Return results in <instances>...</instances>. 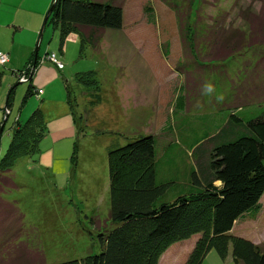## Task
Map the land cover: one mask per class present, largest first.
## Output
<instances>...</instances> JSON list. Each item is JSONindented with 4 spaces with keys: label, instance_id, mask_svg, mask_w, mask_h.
<instances>
[{
    "label": "trees",
    "instance_id": "obj_1",
    "mask_svg": "<svg viewBox=\"0 0 264 264\" xmlns=\"http://www.w3.org/2000/svg\"><path fill=\"white\" fill-rule=\"evenodd\" d=\"M161 1L174 12L180 45V54L172 56L171 42L160 44L163 59L178 57L169 117L161 134L117 133L126 143L107 153L110 207L95 233L98 252L53 264H157L172 243L194 234L199 238L184 264H201L211 250L223 260L230 254L233 264H264V242L255 244L231 233L236 221L255 218L263 209L264 98L249 97L257 87L246 84L244 76H231L226 63L251 43H262L263 19L247 15L258 23L245 17L250 23L245 34L224 21H207L205 0ZM52 4L44 30L48 24L59 29L60 49L70 33L78 36L82 50L85 44L96 48L105 32L124 26L125 0H52ZM143 10L148 22L154 23L153 7L146 4ZM253 36L259 38L252 42ZM41 57L35 51L22 69L13 71L30 82L19 111L37 92L31 81L37 65L44 63ZM72 76L98 94L94 70ZM205 81L215 86L212 95L203 94ZM63 83L78 138L84 128L75 116L71 82ZM13 89L3 109L11 108ZM196 100L197 109L208 104L214 112L192 115ZM19 116L0 155V234L5 233L0 238V263L45 264L43 253L17 241L21 213L1 197L18 187L11 175L15 162L25 156L38 159L39 142L48 133L40 106L24 119ZM91 220L94 227L100 226L94 216Z\"/></svg>",
    "mask_w": 264,
    "mask_h": 264
},
{
    "label": "rangeland",
    "instance_id": "obj_2",
    "mask_svg": "<svg viewBox=\"0 0 264 264\" xmlns=\"http://www.w3.org/2000/svg\"><path fill=\"white\" fill-rule=\"evenodd\" d=\"M51 2L0 0V52L9 57L8 62L0 65V125L7 115L3 109L6 96L14 88L11 114L0 134V155L5 153L10 141L9 129L15 117L20 111L26 116L33 107L28 100L19 111L30 82H18L19 75L13 71L22 69L35 53L39 30ZM146 4L153 7L154 23L146 18L143 10ZM202 8L207 21H224L225 25L245 34L250 32V23L245 17L255 24L258 20L247 15L262 17V43H248L249 47L226 63L231 76H244L246 84L257 87L258 92L251 91L249 97L263 99L264 0H205ZM178 36L174 12L161 0H125L123 29L105 32L96 48L85 44L80 50L79 42L65 39L62 51L65 68L59 70L43 58L49 52L62 57L59 29L48 24L43 31L38 54L44 63L35 68L32 85L37 95L40 94L39 100L47 104L49 99L65 97L63 81L71 82L75 116L81 120L84 130L77 138L78 130L72 121L68 126H60L64 120H57L58 116L45 120L48 133L39 142L38 159L25 156L15 162L11 175L18 187L1 193V197L21 213L17 241L43 253L45 264L98 252L95 233L107 220L110 207L107 153L126 143L121 135L161 134L160 129L169 117L168 103L177 76L173 72L176 58L163 59L160 44L168 40L172 56L179 55ZM258 38L253 36L252 42ZM87 70L96 72L100 86L96 95L73 80L74 72ZM155 85L157 88L153 89ZM153 90L154 94H149ZM199 102L192 103V115L210 111L208 104L197 109ZM262 204L264 214V196ZM93 216L100 226H93ZM263 226L262 221L258 225L261 233L253 236V243L264 242ZM254 230H248L249 234ZM213 254L214 259L208 255L203 264H224L221 257Z\"/></svg>",
    "mask_w": 264,
    "mask_h": 264
},
{
    "label": "crops",
    "instance_id": "obj_3",
    "mask_svg": "<svg viewBox=\"0 0 264 264\" xmlns=\"http://www.w3.org/2000/svg\"><path fill=\"white\" fill-rule=\"evenodd\" d=\"M66 39H67V41L71 39V40H74L75 42H79L78 36L75 33H70L66 37ZM64 47H65V45L63 46L62 49H60V52L62 53V54H60L62 56L60 58L61 60H62V58L64 56L63 55V52H62L63 49H64ZM177 58L175 60H177ZM8 61H9V57H8ZM63 63H64V61H63ZM64 68H65V63H64L63 68H61V69L57 68V69L62 70ZM156 88H157V86L155 85V87L153 89H156ZM35 90H36V88H35ZM152 93L154 94V90L152 92H150L149 94H152ZM65 94H66V92H65ZM38 95H40V94H38ZM38 95H37V92H36L33 97L29 98V102L31 101V106H33V107L28 112V114H26V116H28L31 113V111L36 106H40V108H41V110H42V112L44 114V118H45L46 121L47 120H54L55 119L54 117L55 116H58V118H56L57 120H62V121L64 120L61 123L60 126H63V125L68 126L71 123V121L73 122L72 116H71V110H70L69 104L67 102L66 95H65V97H61V98L49 99L47 101L45 100L47 102V104L43 100H39V96ZM155 97H157V96H155ZM213 112L214 111H211L210 110L208 113H213ZM10 114H11V108H9V113L6 116H4L3 119H5V121H6V119L8 118V116ZM23 114H24V112L22 113V111H21L19 117L22 116V118L24 119V118H26V116L23 117ZM47 124H48V122H47ZM73 124H74V122H73ZM10 130H11V128L9 129V131ZM263 216H264L263 213H259L255 218L246 217V218H242V219L236 221L233 229L231 230V233H233L234 235H238V236L245 237V238H247V239L255 242V239H254L253 236L258 235V234L261 233V230L262 229H260V227L258 228V225H261L262 221L264 222ZM260 219H262V221ZM237 226L240 227L239 230L236 229ZM248 227H252V228H248ZM251 229H255V230H254L253 233H250L249 234L248 230H251ZM198 238H199V235L198 234H194V235H192L191 237H189L187 239L180 240V241H177V242L172 243L162 253V255H161V257H160V259H159V261H158L157 264H184V262H185V260H186V258L188 256V254H189V252L193 248V246H194V244H195V242H196V240ZM213 253H216V252H213V250L209 251L207 253V255L205 256V258L203 259V261H202L201 264H203V262L206 260V257L208 255H209L208 257L214 259L212 257V255L214 256ZM215 255H217V253ZM229 257H231L230 254L227 256L226 259L222 260L221 262L224 263V264H233L232 258L229 259Z\"/></svg>",
    "mask_w": 264,
    "mask_h": 264
},
{
    "label": "built area",
    "instance_id": "obj_4",
    "mask_svg": "<svg viewBox=\"0 0 264 264\" xmlns=\"http://www.w3.org/2000/svg\"><path fill=\"white\" fill-rule=\"evenodd\" d=\"M46 54L47 55L43 57L44 59H46V61H51V63H53L59 69L63 68L64 63L55 52H49ZM7 61H8V54L4 52H0V65H4ZM41 61L43 62V60ZM26 79L27 78L25 76H22L20 78V81H25ZM5 113L8 114L9 109L5 108Z\"/></svg>",
    "mask_w": 264,
    "mask_h": 264
},
{
    "label": "water",
    "instance_id": "obj_5",
    "mask_svg": "<svg viewBox=\"0 0 264 264\" xmlns=\"http://www.w3.org/2000/svg\"><path fill=\"white\" fill-rule=\"evenodd\" d=\"M52 7H53V4L50 6V8L48 9L45 17H44V20H43V23L41 25V28L39 30V34H38V43L36 45V52H38V48H39V42H40V39L42 37V34H43V31H44V27H45V24H46V20L48 18V15L50 14L51 10H52ZM4 122H5V119H3V121L1 122V125H0V133H1V130L3 128V125H4Z\"/></svg>",
    "mask_w": 264,
    "mask_h": 264
},
{
    "label": "clouds",
    "instance_id": "obj_6",
    "mask_svg": "<svg viewBox=\"0 0 264 264\" xmlns=\"http://www.w3.org/2000/svg\"><path fill=\"white\" fill-rule=\"evenodd\" d=\"M203 94L212 95L215 92V86L210 81H205L202 86ZM222 96H217V100H222Z\"/></svg>",
    "mask_w": 264,
    "mask_h": 264
}]
</instances>
